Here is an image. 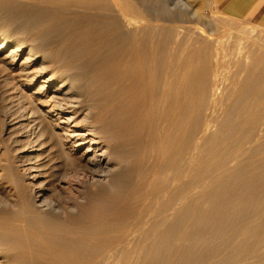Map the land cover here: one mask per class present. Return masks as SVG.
<instances>
[{"label": "bare ground", "instance_id": "obj_1", "mask_svg": "<svg viewBox=\"0 0 264 264\" xmlns=\"http://www.w3.org/2000/svg\"><path fill=\"white\" fill-rule=\"evenodd\" d=\"M180 1L191 6L193 0ZM175 3L0 0V48L7 46L11 61L22 52L20 74L29 81L57 82L58 95L44 94L46 111L65 124L63 131L49 130L46 153L35 154L43 160L34 162L30 185L20 180L9 157L0 158L5 171L0 189L7 193L0 203V264H112L119 253L126 264L132 250L149 256L164 243L168 252L174 248L177 236L169 227L178 201L190 207L196 200L193 187L214 181L200 177L180 183V178L205 151L218 123L213 98L193 141L184 132L190 127L180 131L192 116L187 78L199 70L196 63L205 53L201 46L182 49L183 41H163L154 27L166 22L168 31L178 27L176 21H193L197 30H212L204 28L211 23L196 8L185 12L192 19L186 14L179 19ZM180 133L187 142L181 156ZM59 183L68 190L55 198ZM132 205L133 216L128 214ZM138 233L142 239L132 245ZM145 257L135 261L145 264Z\"/></svg>", "mask_w": 264, "mask_h": 264}, {"label": "rangeland", "instance_id": "obj_2", "mask_svg": "<svg viewBox=\"0 0 264 264\" xmlns=\"http://www.w3.org/2000/svg\"><path fill=\"white\" fill-rule=\"evenodd\" d=\"M175 2L179 19H184L185 12L196 8L203 15L201 19L211 23V27L207 24L204 28L212 30L211 34L197 30L193 21H176L178 23L174 24L178 27L168 31L166 22L159 21L154 27L161 32L163 41H183L182 49L201 46L205 53L196 63L199 69L196 75L191 73L187 78L192 90L193 114L190 112L192 116L182 122L183 128L180 123V131L190 127L191 130L184 132L190 133V140L194 139L213 98L216 126L221 128V131L214 128V134L203 146L205 151L194 156L193 167L180 178V183L187 179L196 182L200 177L214 181L204 187H193L196 200L190 207H186L184 201H178L174 226L169 227L177 240L170 252L165 243L149 256L132 250L126 264H137L135 260L141 256H151L150 259L145 257L148 260L145 264H264V31L260 29V22L223 14L214 0H193V6L184 5L180 0ZM186 16V20L193 18L190 14ZM6 47L0 48V158L9 157L8 163L20 175V180L30 185V176L35 173L30 171L34 162L43 160L40 156L35 158V154L42 150L46 153L51 142L49 130L63 131L61 126L65 124L57 123L55 112L46 111L49 101L44 94L58 95L53 91L57 82L42 86V77L29 81V75L20 74L24 64L22 52H16L15 60L11 61V57L5 56ZM212 86L217 87L214 95L211 94ZM180 135L186 136L180 133L179 141L183 142L177 144V150L183 152L185 147L182 145L186 146L187 142ZM209 141L213 150L211 148L207 153L205 146L209 147ZM181 158L177 160L182 165ZM220 161L226 165L223 166L225 169L219 167L222 172L218 173V166H222L218 165ZM42 166L48 165L43 163ZM167 167L164 166L162 173L168 174ZM4 173L0 170V177ZM134 181L131 178L129 183ZM55 190L54 197L57 198L63 197L68 189L59 183ZM0 195V203H4L7 193L1 191ZM48 198H52L51 195ZM133 203L135 207L136 203ZM133 205L128 211L131 216L135 209ZM140 239L141 234H136L131 239L132 245ZM168 254L170 258L166 260ZM121 258L119 253L112 264H121Z\"/></svg>", "mask_w": 264, "mask_h": 264}, {"label": "crops", "instance_id": "obj_3", "mask_svg": "<svg viewBox=\"0 0 264 264\" xmlns=\"http://www.w3.org/2000/svg\"><path fill=\"white\" fill-rule=\"evenodd\" d=\"M225 15L249 22L264 21V0H214Z\"/></svg>", "mask_w": 264, "mask_h": 264}, {"label": "built area", "instance_id": "obj_4", "mask_svg": "<svg viewBox=\"0 0 264 264\" xmlns=\"http://www.w3.org/2000/svg\"><path fill=\"white\" fill-rule=\"evenodd\" d=\"M260 29H261V31H264V21H262V22L260 23Z\"/></svg>", "mask_w": 264, "mask_h": 264}]
</instances>
